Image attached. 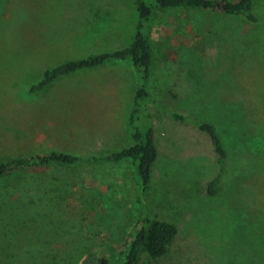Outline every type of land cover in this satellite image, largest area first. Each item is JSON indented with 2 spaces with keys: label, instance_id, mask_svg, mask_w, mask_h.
I'll return each mask as SVG.
<instances>
[{
  "label": "rangeland",
  "instance_id": "1",
  "mask_svg": "<svg viewBox=\"0 0 264 264\" xmlns=\"http://www.w3.org/2000/svg\"><path fill=\"white\" fill-rule=\"evenodd\" d=\"M254 13L257 21L178 9L167 24L156 22L161 84L152 82L163 89L161 107L149 104L158 146L150 186L137 182L130 163L93 160L0 180V264L114 258L146 210L178 226L152 264H264V0H255ZM137 20L136 0H0V161L53 149L90 156L126 144L138 83L130 60L29 89L49 67L127 46ZM162 105L213 121L227 157L207 132ZM216 175L222 190L213 195Z\"/></svg>",
  "mask_w": 264,
  "mask_h": 264
},
{
  "label": "trees",
  "instance_id": "2",
  "mask_svg": "<svg viewBox=\"0 0 264 264\" xmlns=\"http://www.w3.org/2000/svg\"><path fill=\"white\" fill-rule=\"evenodd\" d=\"M254 3L255 0H136L138 10L136 34L127 46L71 58L49 67L45 70L43 76L35 81L29 89V92H36L62 76L80 70L100 67L107 63L130 60L136 69L138 83L128 117V139L126 144L118 150L90 156L57 149L17 156L0 161V180L14 174L52 164L76 165L90 160L96 163L107 162L111 164L126 162L135 167L137 182L140 181V185L147 189L152 180L151 171L158 157L153 116L149 104L155 103L161 107L157 95L163 89L160 85V74L157 73L159 69L156 66L157 50L154 46L153 36H151L155 23L167 24L169 12L172 10L202 8H209L226 14L241 15L249 20L257 21V16L254 13ZM177 32L184 34L186 30L178 27ZM153 80L158 81L160 84L153 85ZM162 108L169 112L173 119L191 122L207 132L220 159L227 157L228 151L225 141L213 121L193 117L185 112L169 109L163 105ZM221 190V176L216 175L209 183V193L214 195ZM177 233L178 226L174 221L151 217L148 210H146L131 225L130 237L120 248L116 257L109 258L94 255L87 260L86 264H152V259H157L167 253ZM145 254L148 260L144 259Z\"/></svg>",
  "mask_w": 264,
  "mask_h": 264
}]
</instances>
